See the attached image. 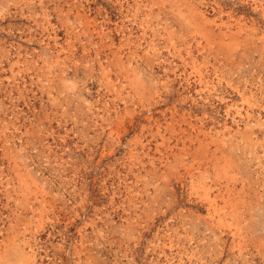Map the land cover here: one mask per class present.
Here are the masks:
<instances>
[{
  "label": "rangeland",
  "instance_id": "rangeland-1",
  "mask_svg": "<svg viewBox=\"0 0 264 264\" xmlns=\"http://www.w3.org/2000/svg\"><path fill=\"white\" fill-rule=\"evenodd\" d=\"M0 264H264V0H0Z\"/></svg>",
  "mask_w": 264,
  "mask_h": 264
}]
</instances>
